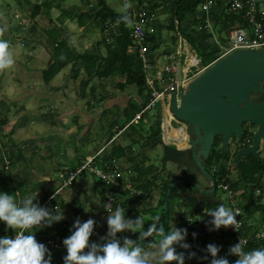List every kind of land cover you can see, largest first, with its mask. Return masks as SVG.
I'll use <instances>...</instances> for the list:
<instances>
[{"label": "rangeland", "instance_id": "obj_1", "mask_svg": "<svg viewBox=\"0 0 264 264\" xmlns=\"http://www.w3.org/2000/svg\"><path fill=\"white\" fill-rule=\"evenodd\" d=\"M34 1L35 0H32V2ZM106 2L115 12L122 14L126 13L131 5H138L139 3L138 0H106ZM152 2L156 5L154 8L156 10H152L156 16V22L162 25V27L158 31H155L151 25L146 26L147 32L150 35H153L156 42L159 43L155 48L154 64H152L151 68L144 67L143 70L145 79H151L159 87H161V83L157 78V75L159 72H162V69L166 63L173 62L171 59L164 58L162 52L167 50V54L175 53L178 46V39L173 30L165 27L171 18V9L169 8V5H166L163 9L164 6L162 5L163 3L161 0H141L142 5H138L137 7L140 8L145 6L149 8ZM84 3L85 1L70 0L69 5H84ZM5 4H8L10 10L5 8ZM125 4L128 5L127 8L125 7ZM214 5H217L216 1L214 2ZM199 7L201 8V5ZM59 16L60 12L58 10L52 9L49 11L47 9L43 10L34 20H31L28 18L30 17V12H27L23 8L19 7L15 0H0V23L3 24V28L0 30V39L8 40L9 48L14 57L13 65L6 69H0V102H2L4 99H8L11 102L9 104L10 108L8 107V111L7 109L3 110L2 108L4 107H0V115L6 117L9 121H13L9 122L10 126L16 124L17 119H19L22 115L29 117V119L33 121V123L29 124V128L32 133L39 136L40 139L50 137V141L48 142V139H46L44 142H42L41 147L39 148L40 150L37 151V161L38 164L41 165L39 169H42L44 166L46 169V172L44 171L45 174L50 175L53 180H57L63 167L60 170L56 168V161L66 165L68 163V161L65 162L66 158H70L71 160L72 158L80 156L83 153H85L84 155L90 153L89 156H87L89 158L91 155L95 154L94 150L96 148L102 146L104 147L113 134L114 136H117V141L107 144L106 147L113 148L116 144H119L123 146V148L130 147L131 150H133L132 152L131 150L128 152L130 156L127 158V163L123 164V175L125 178L130 177L132 180L137 179L142 169L143 173L141 179H145L148 176V169L152 168L151 165H154L156 168L155 174H157V176H159L162 180L163 178L166 179L169 174L173 175L174 177L179 176V180H181L182 177L189 179L190 187L186 186L181 193L191 194L194 191L193 186L197 185L198 183L201 185H213L210 179H208V182L202 178V174H204V172L198 170V167L195 166L194 163L193 156L196 153V150L194 153L192 150L197 130L195 129L196 132L193 133V127L190 123L178 119L175 115L173 116L174 118H171L173 112L170 103L166 102L163 104L164 100L160 99L157 107L147 111L143 116L144 119L136 122L137 124H133L128 129L127 134L117 135V132L132 118L133 112L132 110L125 111L120 105L115 106L113 109H105V101H100L99 97L103 96L105 100L107 97L120 95L121 92L116 85L117 81L121 80L120 77L113 76L102 79L96 75L89 77L83 70L76 72L75 69L72 68V65L63 67L53 77H49L48 75L45 76L46 70H48L51 65L48 64V60L51 61L53 58V46L46 43V33L44 30L52 27L58 28V31H60L62 34V38H68L72 43L73 48L76 49L78 53L92 51L97 43L103 39L102 32L94 24L90 30L88 28L84 29L79 27L78 22L74 19V17H72V19H66L64 23H58L57 20ZM19 23L24 24L25 30H14L15 26ZM199 26L201 25L197 26V31H199ZM214 30L216 38L220 43L226 46L228 42L227 32L220 30L219 26L217 25ZM24 37L28 38V40H26ZM183 39L184 41L181 52L182 63L183 66L190 67L188 74L192 75L199 69V65H193L192 59V56H198L197 48L199 43H191L187 38ZM29 53H32V55H29ZM100 53L103 54V56L106 54V47L104 44H101L100 46ZM188 53H191L192 56H187ZM33 54H36L35 63L37 64L38 69H34L33 66L27 65V63L30 62L28 56H33ZM36 57H39L40 59L36 60ZM21 63H23V67L24 64L29 66V70L25 66V69L22 70L24 76L20 79V75H16L15 72L19 70ZM31 81L36 82V85L33 88H22L28 83L31 84ZM83 82L88 83L87 89L83 87ZM53 88H55L54 92L50 90ZM132 88L133 85L128 87L129 90H132ZM133 89H135V87ZM84 90L85 94L83 93ZM146 93H148L147 89L145 90L144 95ZM95 96L99 97L95 100ZM132 103L134 104V102ZM52 105L58 108L57 113L61 115L65 113L68 114L67 111L73 112L72 114L66 115L65 118L58 116L64 120L63 123L60 120H53L51 124L46 120H35L37 118H43L45 116L47 117V115L48 118H55L52 113H49L52 112L50 111V107ZM90 107H94V113L90 115L92 116V124L91 134L88 135V139L93 136L97 141V144L92 147L91 152L90 149L88 151L86 145H84V143H86L85 138H83V141L82 138L80 141H77V135L82 137L83 131L75 134V128L71 127V123L75 119H78L79 121H85V118H80V116L75 113L76 109L86 111ZM94 114H97L96 118L93 117ZM164 115L166 121L165 119L163 120ZM84 123L87 125L88 121H85ZM6 125L7 124L0 126V135H5L8 137L10 135L12 137H17L19 135V133L16 132V129L13 128L8 132ZM63 125L67 126L69 130H67L68 128L64 127ZM152 129H160L158 132L160 138L154 142L150 141L151 139L148 138L153 132ZM8 137L4 138L5 142L9 140ZM159 141H162L163 145H159ZM232 143L233 141L231 140L227 146L229 152L232 150ZM259 145L260 148H258V152L261 154V157H264L263 140ZM164 146L180 148L184 150L186 152L185 161L190 164L182 167L181 171L177 169L176 165L172 161H168L164 167L163 164L159 162L164 152ZM117 148L119 149L120 147L117 146ZM218 149H222V144L218 145ZM45 151L48 152L49 157H52L50 164L48 161H46V156H44L45 154L40 153ZM204 157L205 156H203V158ZM32 158L30 160H32ZM53 158L55 160H53ZM143 158H147V160ZM40 159H44L46 162L43 163ZM215 161L216 158L212 161H208V164H214ZM35 163L36 158L35 160H32L31 165L29 163L26 164L29 168H31V172H27L25 174L23 171L27 169L24 165L22 167V172L19 170L17 173H15L13 170L12 175L16 176L18 181L26 183L31 181L32 178H38L39 174L42 173L39 172L36 167H34ZM73 164H75V161ZM6 165H8V163L4 166ZM119 165H121L120 161ZM202 165L204 166L205 163H202ZM32 166L34 168H32ZM127 167L131 168L130 173L128 172ZM4 170L8 171L7 169ZM234 176L235 172H232V177ZM99 181L98 178L93 174L88 171H84L83 173L77 175L73 183V188L76 190V188L79 186H85L87 191L94 188L95 183ZM175 182L176 185L177 181ZM56 187V184L53 185L51 187L52 191H54ZM168 194L169 191L167 192V195ZM214 194L218 196L227 207H229L226 191L218 187ZM255 198L257 199V195H255ZM66 203L67 205L69 204L67 199ZM164 203L165 201L163 200V204ZM254 215L255 218L253 219L252 217L250 221L252 225L260 223L259 221L263 219V216H258V211L255 212ZM193 216L201 217L198 213L193 214ZM260 227L262 228V225L258 224V226L255 228L257 231H260ZM56 229L58 230L55 233L44 236L50 237L55 234H59L62 236V239H64L61 233L62 229L58 227ZM39 232L44 233L45 231L43 232L39 229ZM260 234H262V232ZM235 243H237L235 239H232L231 246ZM188 260L189 261L187 263L191 264L192 259L188 258Z\"/></svg>", "mask_w": 264, "mask_h": 264}, {"label": "trees", "instance_id": "obj_2", "mask_svg": "<svg viewBox=\"0 0 264 264\" xmlns=\"http://www.w3.org/2000/svg\"><path fill=\"white\" fill-rule=\"evenodd\" d=\"M79 1H85L84 5H69L70 0H35L32 2V0H15L19 7L23 8L27 12H30V17H28L31 20H34L43 10H49L56 9L60 12V16L58 17V23H64L66 19H74L78 22V25L80 28H84L87 25H95L97 26L100 31L103 34V39L100 40L95 48L92 51H85L84 53H78L76 49L73 48L72 43L70 40L66 37L62 38V34L60 31H58V28L52 27L49 29L44 30L46 33V43L48 45L53 46V58L51 62H49L50 68L46 70V75L49 77H53L56 75L59 70H61L63 67H67L69 65H72L73 69L75 71H85V73L91 77V76H98L100 79L107 78V77H113L117 76L120 77L121 80L117 81L116 85L117 88L121 90H125L130 85H133L137 91L140 97L143 100V103H145L148 98L149 94H145V90L147 88V85L145 83L144 78V72H143V65L141 62V59L138 55L137 51V45L133 42L131 38V31H132V19H133V11H127L126 13H117L115 12L106 2V0H79ZM204 0H170V2L167 4L169 5V8L171 9V18H170V24L169 29L173 30L175 29V22L174 18H176L179 23H182L187 16H192V20L190 22L191 25H204V19L203 18H197V12L199 11V6L203 3ZM219 3L217 5H214L213 9L217 12H213L211 14V17L213 18L215 22V26L218 24L220 25L219 28L222 31H229L231 28L237 26V24L241 23V18L229 12L228 10H224L225 3L228 4V0H218ZM227 6V5H226ZM90 7V8H89ZM156 7L155 4H150L149 8L147 7H140L145 8L146 10L150 11L151 13L155 11L154 9ZM5 8L7 10H10V7L8 4H5ZM140 8H137L135 10H139ZM217 8V9H216ZM29 10V11H28ZM153 10V11H152ZM78 14H76V13ZM124 17H127V19H124ZM117 23V25H116ZM91 27V26H90ZM3 28V24L0 23V30ZM216 28V27H215ZM90 29V28H89ZM15 31L25 30L24 24H17L14 28ZM200 31V30H199ZM205 30H202L200 32H204ZM200 33H198V37L193 35H187L188 40L192 42H197L198 44V56L201 60V66L206 67L213 63L218 56L220 55V49L219 47L215 46V44L212 46L206 45L205 43L200 39ZM26 40L28 38L24 37ZM28 42V41H27ZM144 43L148 46L149 53L151 55L155 54L153 51L157 47L156 40L153 35H150L147 32L146 38ZM101 44H104L106 47V54L103 56L98 50L100 49ZM168 51L165 50L162 53H167ZM93 94V93H92ZM142 105L134 103L132 106V118L133 116L140 110ZM0 126L5 125L7 119L6 117H3L0 115ZM159 128V126H158ZM152 134L148 137L151 140L150 141H156L159 137V130L152 129ZM139 133V131L137 130ZM11 136V135H10ZM139 136V134H138ZM4 138H6L5 135H0V157L4 152L9 153V166L8 171L4 169H0V189L3 191L10 192L12 195H14L17 198V191L20 194L25 193H35L36 191L40 192V197L36 198L34 202H41L45 200L48 196H50L52 193L49 191H46L43 187L44 183L43 181H37L34 184H31V188L28 189V182H22L18 181L16 176H11L10 171L12 168H15L18 164L22 163L25 164V168L28 167L26 165V157L19 147L17 143H13L11 139L4 141ZM140 138V137H137ZM250 140V139H249ZM136 141V140H135ZM251 141V140H250ZM222 139L216 138L213 147L211 149L210 155L208 157H204L203 161L205 165L203 168L208 171L207 169L212 167L214 169L213 171V183L217 187L218 182H220L223 178L226 179L227 183H230L231 179L228 178V174L226 172V163H222V160L224 157L228 158V153L223 149H218V145H221ZM120 147L119 149L117 148ZM131 148H123V146L116 144L111 151V154L109 156H105L103 158V162H113L114 160L119 158L126 157L128 158L130 155L128 152H130ZM133 150H131L132 152ZM198 150H196V153ZM197 156V154H195ZM203 157V156H202ZM216 158V161L214 164H208V161H212ZM147 160V158H143ZM102 165V164H101ZM152 168L148 169V176L145 179H141L143 170L141 169V173H139V176L137 179L133 180V182L142 188H155L158 182V176L155 174V166L151 165ZM22 171V170H21ZM25 172V170L23 171ZM257 176V180L254 178ZM264 178V159L257 160L253 156H248L245 160L241 161L239 163V176L237 177V181L230 183V186L232 189L236 190L239 186L240 181H244L246 184L252 185L253 187L243 195V197L246 199L245 202L239 201L238 207H240L243 210V217L241 218V221L243 223L242 227L239 229V235L242 238H247V242L243 245L245 250H250L252 248L256 247H264V237H255L257 232H252V225L250 223L252 217H254L255 212H260L261 214H264V205L261 202V198L257 199L255 198V191L258 189H262L263 185L261 184L262 179ZM157 181V182H156ZM167 184L164 186L163 190V197L164 201L166 203V207L164 209V217L160 218L159 221L166 226L165 220L166 218L170 217L174 211H172V207L175 206V203L178 199V193L181 189L186 187V184L188 182H179L177 183L172 189L171 192L167 195V192L170 188V186L173 184L174 180H167ZM105 190V186H104ZM217 189L215 188L214 192H216ZM261 191V190H260ZM118 192V191H117ZM39 194V193H38ZM104 195V193H103ZM22 197L24 195H21ZM20 196V197H21ZM57 195H55L52 199L51 205L55 206L57 204ZM120 195L117 193V198ZM56 199V200H55ZM17 200H20L19 197ZM217 207L216 204L212 201L206 202L204 205V208L201 210H196L195 208H190L191 214H194L195 212H203V210H206L205 213H202V215L207 219L210 220L211 216L208 214L209 208ZM159 226V225H158ZM211 226L210 222L209 225L203 226L201 229V232L199 234V238L194 240L195 236L192 235L193 232L196 233L195 227H191L188 229V234H190L192 241H185L188 244L191 245L190 248L185 249L180 244L176 245V249L178 252L183 251L185 253V264L188 260V253L190 251L196 252V256L191 257L192 263L191 264H210L212 256L209 252H207L206 247L208 243H216L220 246V250L218 252L219 256L226 257L230 264L232 261H235L238 259V255L230 253L229 248L232 243V239L235 238V234L231 231L233 226H221L218 230L213 229L209 230V227ZM38 228V226H35ZM47 225L42 227L41 229H46ZM60 228V227H59ZM39 230V229H38ZM16 230L12 229L10 227L6 226V222L0 221V236L2 235H10L13 234ZM165 231H167V227H165ZM153 236L155 238H160V234L154 233ZM139 237V231L135 232L131 239L134 241L137 240ZM153 237H147L145 240H150ZM186 238L184 237V240ZM146 241H141L142 243H145ZM196 242V243H195ZM207 256V259H202V257Z\"/></svg>", "mask_w": 264, "mask_h": 264}, {"label": "crops", "instance_id": "obj_3", "mask_svg": "<svg viewBox=\"0 0 264 264\" xmlns=\"http://www.w3.org/2000/svg\"><path fill=\"white\" fill-rule=\"evenodd\" d=\"M138 1H139L138 5H142L141 0H138ZM214 1L219 3L218 0H214ZM161 2L163 3L162 5L164 6L163 7V9H164L165 6L170 2V0H161ZM221 3H222V0H221ZM152 4H154V3L152 2ZM258 4H259L260 8L264 10V0H258ZM138 5H136V4L131 5L128 11L134 12L135 9L138 8L137 7ZM226 5H227V3H225V5H223L224 10L226 8ZM214 9L211 8V10H210L211 14H213V12H217ZM225 11H227V8ZM205 15L206 14L199 7V11L197 12L196 17L197 18L198 17L203 18V16L205 17ZM239 16H241V15H239ZM191 20H192V16H187V18L182 23H179V21L176 18H174V22H175L174 32H175L177 39H178L177 50H180L182 52V45H183V41H184L183 38H187V35H189V34L198 37V35H197L198 33H200L199 34L201 37L200 39L205 43V46L206 45L208 46L210 44L212 46L215 44V46H216L215 38L212 36V32L197 31L196 28L198 25H191L190 24ZM212 22H213V27L215 29L216 26H215L214 20ZM169 24H170V21H168V24H166L165 27L169 28ZM149 25H151L155 31H158L162 27V25H160L158 22H156V18ZM240 25H242V20H241V23L237 24V26H235V27H239ZM90 26L92 27V25H87L85 28L89 29V28H91ZM218 26H220V25L218 24ZM235 27H233V28H235ZM158 43L159 42H156V44H158ZM97 50L100 52V49L97 48ZM153 52L155 53V50ZM29 55H32V53H29ZM35 55L36 54H33V56H28V59L30 60V62L27 63V65L33 66L34 69H38L37 64L35 63ZM154 56H155V54H153V57ZM187 56L191 57L192 54L188 53ZM39 59H40L39 57H36V60H39ZM181 60H182V55H181ZM49 62H51V61L48 60V64H49ZM27 65L24 64V67H23V63H21L19 70H17L15 72L16 75H18V74L20 75V77H19L20 79L24 76V73L22 72V70L25 69V66L29 70V66H27ZM38 66H39V64H38ZM69 66H71V65H69ZM30 83L31 84L28 83L26 86H24L22 88L30 89L36 85V82L31 81ZM87 84L88 83L83 82V87L85 89H87ZM80 86H81V84H80ZM133 88H134V86H133ZM133 88H132V90H129L126 88L124 91L118 88L119 91L121 92L120 95L107 97V99H105V100H104L103 96H100V97L95 96V100L99 97L100 101H105V109H113L115 106L120 105L121 107L124 108L125 111H130V110H132V106H133L132 102L140 104V105L143 104V100L140 97V95L138 94L137 89L136 88L133 89ZM50 90L54 92L55 88L50 89ZM83 93L85 94V90L83 91ZM258 98H261V96H259ZM260 100H263V99H260ZM0 103H1L0 107L1 106L4 107V108H2L3 110H6V109H7V111L9 110V108H10L9 104L11 102L8 99H4ZM93 108L94 107H90L86 111L79 110V109H76V111H75V113L78 114L80 116V118H85V121H88L87 125H85V123H84L85 121H82V120L79 121L78 119L73 120L71 123V127H74L76 130L75 134H78L80 131H83L82 137L80 135H77V141H80L81 138L83 141V138H85L86 143H84V145H86L88 151L90 149V152L92 150V147L97 144V141H96V139H94L93 136L90 139H88V135L91 134V124H92L91 118H92V116H90V115L92 113H94ZM57 109L58 108H56L54 105H52L50 107V111H52V112H49V113H52L55 118H48V115L44 114V115H47V117L45 116L43 118H37L35 120H38V121H42V120L45 121L46 120L50 124L53 120H60L63 123L64 120L62 118H65L66 115L72 114V112H73V111H67L68 114L65 113V114L61 115V114L57 113ZM42 116H43V114H42ZM58 116H61L62 118H59ZM93 117L96 118L97 114H94ZM27 118H28V120H27ZM6 119L7 118H5V120ZM9 122H13V121H9V120L6 121V124H7L6 128H7L8 132L13 128V129H16V132L19 133V135L17 137H12V136H9V137L6 136V137L10 138L13 143L15 142V143H17V145H19V147L21 148V150L23 151V153L26 157V164L29 163L31 165L32 160H35V158H36V163H35L34 167H36L39 170V172L42 173V174H39L38 178H36V179L32 178V180L28 182L27 188L30 189L32 183L34 184L37 181H40V182L43 181V183H44L43 187L46 191H49L50 193L55 192L60 187V184H61L59 176H58L57 180H53V178H51L50 175L45 174L46 169L44 168V166L42 167V169H39L41 165L38 164V161H37V151L40 150L39 148L41 147L42 142H44L46 139H48L47 140L48 142L50 141L49 140L50 137L40 139L39 136L32 133L30 128H29V124L33 123V121H31L29 119V117L22 115L19 119H17L16 124H14L12 126H10ZM63 126L68 128L65 125H63ZM67 130H69V128ZM127 132H128V129L125 132H123L122 134H127ZM12 134H13V132H12ZM251 134L252 133L247 130V131L243 132L242 138L240 141L237 139L236 136L234 138L228 140L227 146L231 140L233 141L232 150L229 152V150L227 149V146H226L225 151L228 153V158L224 157L222 160V163H224V162L226 163V172L228 174L227 177L231 179L230 183L237 181V177L239 176V163L241 161L245 160L248 156H252V155H248V154H241L239 157L237 156V154L240 150L245 149L247 147H251V145H252V137H251L252 135ZM49 136H52V135H49ZM246 139H250L251 141L247 143ZM109 140L107 141V144H108ZM106 145L104 146L105 148L102 146V147H98L94 150L95 154L100 151L99 157L101 158L102 163H104L103 158L105 156H109L111 154V151H112V148L106 147ZM259 148H260V145H259ZM198 150L199 151H198L197 159L199 160L200 165H202V163H204L202 156H206V155H204V150L202 147H199ZM40 153L45 154L44 155V156H46L45 159L50 164L52 157H49L48 152L45 151V152H40ZM184 153H185V156L183 158H181L180 163L184 164L183 166H187L190 163L185 161L186 152L184 151ZM84 154L85 153H83L82 155L77 156L75 158H72L71 160H70V158H66L65 162L68 161V163L66 165L65 164L63 165L62 163L56 161V166H57L56 168H58L60 170L63 167V169L61 171L69 170V169L71 170L74 167H77L80 163H82V161L84 159L88 158L87 156H89L90 153L86 154V155H84ZM257 155H258L257 160L264 159V157H261V154L258 152V150H257ZM31 158H32V160H30ZM8 160H9V153L4 152L0 157V169H8V166H9ZM40 160L43 163L46 162L44 159H40ZM53 160H55V159L53 158ZM116 160L118 162L120 161V164L123 167V164L127 163L128 159L126 157H123V158H119V160L118 159H116ZM74 161H75V164H73ZM194 161H195V158H194ZM70 162H72V163H70ZM7 163H8V165L4 166ZM24 165L25 164H22V163L18 164L16 166L17 168L15 167L14 169H12L10 171V175L13 176L12 175L13 170L15 173H17L19 170L21 171L22 167ZM34 167L32 166V168H34ZM212 168H213V166L208 168L207 170L210 171L213 175L214 169H212ZM26 169L27 170H25V174L27 172H31V168L26 167ZM127 169H131V168L127 167ZM177 169L181 171L182 167H178ZM232 172H235L234 177H232ZM168 177H171V175H169ZM202 177H203V175H202ZM47 178H50V179H47ZM170 179L174 180V182H175V181L179 180V176H176V177L173 176L171 178L166 179L165 181L164 180L158 181L155 188L139 187L138 189H141L143 191L141 195H130L128 193L123 192L121 189H117L118 192H116V193H118L120 196L117 198L116 205L120 204L122 207H124L126 209V213H125L126 217L131 218L133 220L138 215H140V214L143 215L145 217L144 227L146 229L148 227V225L153 222L152 221L153 215L158 214L160 218L164 217V209L166 207V203L163 204V190H164V186L167 184L166 181L167 180L169 181ZM254 179L257 180L258 178L255 177ZM183 180H185L184 177H182L181 180H179V182H184ZM187 180H189V179H187ZM74 181H73V183H74ZM205 181L209 182V180L207 178H205ZM73 183L58 193V196L56 198L57 204H55V206L50 208V209L54 210L56 205H57L59 208L63 209L64 217L60 221L54 222L52 225L47 226L46 229H42L43 232L45 231L44 233H40L38 228L34 227L32 229V231L35 232V237L44 236V235H51L58 230V229H56L57 227L58 228L60 227L62 229L61 233H62L63 237L65 238L66 236L70 235L71 226L73 225L74 221L77 218H79L81 220H86L90 216L93 217L95 222H96L94 224L93 233L90 236V241H96L97 242L99 239H101V237H103L107 234V228H108L107 217L109 215V212L104 207L105 202L103 201V193H104L103 184L100 181L96 182L94 188L86 191L85 186H79L75 190L73 188ZM55 184L57 185V187L54 191H52L51 187ZM261 184L263 185L262 186L263 188L260 189L261 191L257 189L255 191V195H257L258 198H261V202L264 205V178L262 179ZM186 186L190 187V184H186ZM212 186L213 185H210V184L201 185V187H199L201 189L198 188L197 190H195L193 188L194 191L191 194L190 193L189 194L196 196L198 198V201H202V200L206 201L207 200L206 202H210V201L214 202L213 200H215V198H219V197L216 196L214 193H210ZM137 187H138V185H137ZM252 187H253L252 185L246 184L244 181H240L238 188L236 190L233 189V191L235 193L236 198L241 199L239 201L245 202L246 200L243 197V195L246 194ZM68 189L71 190L70 193L68 192ZM19 192L17 191V193H16L17 198L19 197V199L22 198L21 195L25 196V195L29 194V193L20 194ZM38 193L39 194H37V197H39V195H40V192H38ZM82 198H83V200H82ZM95 198H99L100 202L99 203L95 202L94 201ZM66 199L69 201L68 205L66 203ZM198 201L195 203L196 206H200V204H201ZM82 204H89L91 211H85ZM116 205H115V207H116ZM203 208H204V206H203ZM196 210H201V209H196ZM172 211H174V213H172L170 215V217L169 218L167 217L165 220V224H166L165 227H167V231L170 229V227L172 225H175L176 227H180V228H187V230L194 226L195 231H196V236H195L194 240L195 239L197 240L199 238V234L201 232L202 227L209 225V222L211 221V219L207 220L202 215V213H205L206 210H203V212H198V214H200L201 217H199V216L195 217V216H193V214H191L192 212L190 211V208L186 207L182 203V201H180L179 199H177L175 206L172 207ZM193 213L195 214L197 212L193 211ZM258 213H259V215H258L259 217L263 216L262 217L263 219L259 221L260 223H256L253 225L251 222L250 223H251L252 229H253L252 232L255 231V232H258L260 234L261 232H264V214H261L260 212H258ZM254 218H255V215H254L253 219ZM187 224H189V226H187ZM258 224L262 225V228L260 227L261 228L260 231H257V229L255 228L258 226ZM134 233L135 232L131 231L130 229H125L122 232L118 233V237H120L121 239L123 236H128L129 238H131ZM185 238H186L185 241H192V238H191L190 234H188V233L185 236ZM51 254H52V264H64L63 256L66 254V251L61 250V249H54V250H51ZM168 264H178V262L172 261V262H168Z\"/></svg>", "mask_w": 264, "mask_h": 264}, {"label": "clouds", "instance_id": "obj_4", "mask_svg": "<svg viewBox=\"0 0 264 264\" xmlns=\"http://www.w3.org/2000/svg\"><path fill=\"white\" fill-rule=\"evenodd\" d=\"M125 7L127 8L128 5L125 4ZM13 64L14 57L8 40L0 39V69H6ZM113 137V141L110 142ZM110 140L108 144L114 143L117 136L112 135ZM199 147L198 144L196 150ZM195 154L198 156V152ZM197 156L195 155L196 160L199 161ZM198 170H200L199 167ZM207 176L213 183L210 171H207ZM214 188L218 189L215 185ZM68 192L70 193L71 190L68 189ZM37 194L38 192L28 194L17 200L10 192L0 190V221L6 222L7 227L16 230L14 237L0 236V264H52L51 250L45 243L36 239L32 229L35 226L39 229L60 221L64 217V211L57 205L54 210L47 206H40L34 202ZM94 201L100 202L99 198H95ZM82 206L85 211H91L89 204H82ZM104 207L109 215L107 234L101 237L102 242L90 241L96 223L93 217L90 216L86 220L77 218L71 226L70 235L63 239V245L67 250L63 256L64 264H168L172 261L184 264L185 253L178 252L176 245L180 244L185 249L191 247L184 240L188 233L187 228L172 225L168 231H165L164 225L159 223V215L156 214L152 216L153 222L145 229L143 215L140 214L133 220L126 217V209L120 204H117L114 209L111 203H105ZM208 214L211 216L209 230H218L221 226H234L238 230L237 213L224 203L209 208ZM125 229L133 232L139 231L138 239L134 241L128 236H123L122 239L118 237V233ZM154 233L160 234V238H155ZM192 235L196 236V233L193 232ZM147 237L153 238L146 241ZM141 241H146V245ZM244 243L245 241L240 239L230 246V253L238 255V259L232 261L231 264H264V247L245 250ZM206 250L212 256L210 264H230L226 257L218 255L220 246L216 243H208ZM196 255L194 251L188 253L189 258ZM207 258V256L202 257V259Z\"/></svg>", "mask_w": 264, "mask_h": 264}, {"label": "water", "instance_id": "obj_5", "mask_svg": "<svg viewBox=\"0 0 264 264\" xmlns=\"http://www.w3.org/2000/svg\"><path fill=\"white\" fill-rule=\"evenodd\" d=\"M262 83H264V50H237L208 65L190 82L186 93L180 92L182 94L180 100H177L176 95L173 96L171 104L173 114L178 119L190 123L193 133L196 132L195 129L197 130L193 153L199 144L204 150V155H209L216 136L222 139V149L225 150L229 139L236 136L240 141L243 132L248 130L252 133V145L240 150L237 156L248 154L258 159L259 144L262 140L264 142ZM259 96L261 98H258ZM158 144L163 145V142L159 141ZM163 150L159 162L164 167L168 161H172L177 168L185 167L180 163L181 158L185 156L182 149L164 146ZM193 157L195 164L205 174L202 178L209 179L207 171L196 160L195 154ZM166 179L163 178L164 181ZM161 180L158 176V181ZM183 181L190 184L187 179ZM175 183L168 190L169 193ZM199 187H201L200 183L193 186L195 190ZM183 189L178 193V199L188 208L202 209L207 200L198 201L194 195L181 193ZM214 190L213 185L210 193ZM197 201L201 203L200 206L195 205ZM213 201L216 206L223 203L220 198H215Z\"/></svg>", "mask_w": 264, "mask_h": 264}, {"label": "built area", "instance_id": "obj_6", "mask_svg": "<svg viewBox=\"0 0 264 264\" xmlns=\"http://www.w3.org/2000/svg\"><path fill=\"white\" fill-rule=\"evenodd\" d=\"M214 2V0H204L201 4V9L206 15L204 19V25L198 27L200 31L205 30L208 32H212V36L215 38L216 46L220 49V55L214 62L237 50H264V10L260 8L258 0H228V4L226 6L227 10L233 14L241 15L238 16L242 20V25L232 28L227 32L228 42L226 46L220 43L215 36V30L212 22L213 19L210 13L211 8L214 7ZM155 18V14L153 12L151 13L145 8H140L139 10H135L133 12L131 38L137 45L138 55L141 59L143 68H151L152 64H154L155 62L153 55L149 53L148 46L144 43L147 35L146 26L153 22ZM163 55L164 58L171 59L173 60V62L166 63L164 68L162 69V72H159L157 75V78L160 80L161 87H159L151 79H145V83L148 88L147 94H149V98L145 103H143L142 107L135 114L134 118L128 121L117 132V135L124 132L132 124H135L136 122L144 119L143 116L146 114V112L151 110L152 108H156L160 102V99L164 100L163 104L168 102L170 103V105L172 104L174 95L177 96V100H180L179 98L182 97L181 93H186L188 91L190 82L205 68L208 67H202L200 58L198 56H192L193 65H199V69L192 75H189L188 72L190 70V67L183 66L181 60L182 53L180 50H176L174 54L163 53ZM171 118H174L173 114L171 115ZM164 119L165 115L163 116V120ZM113 139L114 137L110 140V142H112ZM246 142L248 143L250 142V140L246 139ZM99 154L100 151L95 155L84 159L82 163L71 170L69 169L61 171L59 173V179L61 181L60 187L45 200L36 203H38L40 206H47L48 208L53 207L51 205L53 197L64 188L71 185L76 179L77 175L83 173L84 171H88L93 174L98 178V180H100L103 186H105L103 201L105 203H111L113 209L117 203V189H121L123 192L130 195L142 194L141 189H138L137 185L130 177L125 178V176L123 175L124 168L119 165V162L117 160H114L113 162L102 163ZM130 170L131 169H128L129 173ZM218 187L226 191L228 205L237 213L236 218L238 221V230L234 226L231 229V231L235 234L234 239L236 242L242 239L246 243L247 238H242L238 233L239 229L243 225L241 221V218L243 217V210L238 207V202L241 199L236 198L235 193L230 186V183H227L225 178L218 182L217 188ZM39 229L42 230L41 228ZM9 236L14 237L15 232L13 234H10ZM255 237H264V232H262V234L256 233ZM36 239L40 242L45 243V245L50 250L61 249L67 251L65 246L63 245L62 236L59 234H55L50 237L38 236L36 237ZM97 242H102V240L99 239Z\"/></svg>", "mask_w": 264, "mask_h": 264}, {"label": "flooded vegetation", "instance_id": "obj_7", "mask_svg": "<svg viewBox=\"0 0 264 264\" xmlns=\"http://www.w3.org/2000/svg\"><path fill=\"white\" fill-rule=\"evenodd\" d=\"M261 87L264 89V83L261 84ZM263 96H264V94H263ZM216 138H220V136H216ZM216 138H215V140H216Z\"/></svg>", "mask_w": 264, "mask_h": 264}]
</instances>
